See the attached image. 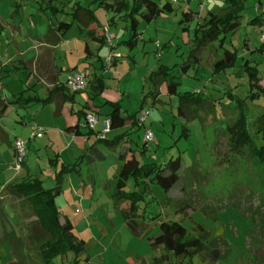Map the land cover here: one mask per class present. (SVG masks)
I'll return each mask as SVG.
<instances>
[{
	"label": "rangeland",
	"instance_id": "rangeland-1",
	"mask_svg": "<svg viewBox=\"0 0 264 264\" xmlns=\"http://www.w3.org/2000/svg\"><path fill=\"white\" fill-rule=\"evenodd\" d=\"M65 1L58 0L55 5L62 7ZM72 1L84 3L86 0ZM154 1L163 5L167 0ZM95 4L96 16L103 24L107 23L109 16H116V22L103 30L104 36L107 38V32L113 36H115L113 33L119 34L126 22L116 13L108 12L105 8H100L98 3ZM188 5L190 2L178 0L177 3H173V13L162 14L149 24L140 19L138 32L141 33V39L137 46L131 52L127 47H122L121 50V54L130 53L133 59L119 57V63L111 68V72L120 74L127 81L124 89L126 96L122 101L124 104L122 107L125 109L122 111L126 116L139 114L144 98L142 94L144 78L161 65L171 69L176 81L180 83V92L202 91L203 98L208 101L207 105L199 111L197 118L190 122L178 115L177 97L171 98L172 100L166 99L165 103L144 107L149 109V115L143 127L134 133L135 141L132 143L133 151L130 153L133 157L127 161L126 167L152 163L162 165L182 156L184 192H176L174 189L172 193L176 192L175 201L165 203L167 197L165 191L159 186H152L153 192L141 204L142 208L149 203L148 212L151 217L161 214L168 219H174L176 209L174 203L187 202L191 207L187 215L204 222L210 229L212 238L227 242L228 247H223L224 259L220 264H264V175L258 174L261 167L247 155H234L230 151L227 134V128L233 125L237 116L234 102L229 101V95L245 99L249 93L248 77L243 68L237 67L230 74L229 83L232 87L230 84L226 85L227 77L223 76L216 80L217 75L214 76L209 69L215 60L213 48L201 54L202 63L198 66L188 68L186 73L181 70L191 52L195 26L203 23L202 3H192L191 22L181 23L184 19L183 12ZM218 5L222 6L223 3L220 0L216 3L210 2L203 6V9L206 11L212 8L211 10L215 11L219 9ZM40 6L44 7L45 4L35 3L34 0H0V62L4 65L11 59L14 60L11 63L13 73H4V87L0 90V93L7 94L9 99L14 97L13 94L17 95L36 82L33 76L30 77L29 71L19 68L20 62L16 59L22 57L29 60L34 56L33 47L47 32L48 25L52 22L50 20L56 23L70 21L65 14H59V17L54 18L50 10L38 9ZM259 7L264 11V0H248L240 29L228 38L227 47L233 46L236 49L240 61L241 56L247 54L249 49L254 51L256 48L264 47L260 27L249 25V21L256 17V9ZM197 10L200 11L196 12ZM13 31H19L21 36H14ZM77 33V26L74 25L66 34L65 43L54 57L56 64L62 66L65 73L70 70L68 62L70 52L74 49L80 50L81 47ZM128 36L129 32L127 38ZM119 38L120 35L116 41L113 37L112 45L114 40L118 43ZM108 52V47L100 50L102 64L104 63L106 68ZM17 53H21L22 56L18 57ZM118 54L119 52L115 54L116 58ZM247 56L249 57L248 54ZM222 57L223 54L220 52L218 60ZM252 59L254 61L251 65L257 68L261 81L264 82V49L256 50ZM243 61L244 59L241 64ZM100 62L97 57L88 61L80 59L77 71L81 75H86L85 70L90 64L98 69L101 66ZM228 71L229 69L224 72ZM110 76L111 74L104 75L106 88L117 92L122 84L109 79ZM62 78H65V74ZM145 90L148 91L149 88L145 86ZM101 101L102 99L96 101V104H100ZM247 104L250 123H253L264 112V104L262 100L255 102L247 100ZM213 106L215 111L211 109ZM42 115L45 117L46 114L41 105L31 106L25 118L27 125H18L17 129L13 130V118L16 116L10 109L4 120V124L12 133L10 138L16 136L27 141L31 127L28 123L34 124V120H39ZM184 126L189 129L186 138L182 137ZM146 129H151L155 138L152 143L147 144L145 153H142ZM251 131L253 132L252 129ZM64 144L58 139L56 146L51 148L48 139L45 138L37 139L29 145L30 158L27 156L26 162L31 168L30 174L38 178L47 190H54L57 187L56 178L60 173L61 163L56 162ZM102 150L106 155L103 162L91 166L82 161L77 170L68 173L61 181V193L56 198L61 218L68 219L74 225L75 236L86 242L85 252L79 257L81 262L86 259L94 264L149 262L154 256L160 255V251L152 249L147 236H135L128 230L121 212L124 205L121 209L116 208L112 198L117 166H124V163H117L113 154L105 148ZM14 161L9 147L0 146V264H41L29 240L28 228L35 220L33 209L6 191L2 192L8 172H3L6 166L1 163L13 164ZM99 165H102V170ZM10 168L12 169V165ZM127 190H134L132 182L129 183ZM204 207L216 210L219 221L204 220L199 213V209ZM180 217L181 215L175 219L179 220ZM184 225L191 227L189 220ZM157 231L158 226L151 224L146 234L153 236ZM75 260V255L69 253L57 258L55 264H74Z\"/></svg>",
	"mask_w": 264,
	"mask_h": 264
},
{
	"label": "trees",
	"instance_id": "trees-1",
	"mask_svg": "<svg viewBox=\"0 0 264 264\" xmlns=\"http://www.w3.org/2000/svg\"><path fill=\"white\" fill-rule=\"evenodd\" d=\"M23 1V0H20ZM58 0H34L35 3H43L38 9L42 11L50 10L55 18L59 14H65L70 18V22L60 21L52 22L45 36V40L58 46L64 36L72 29L75 23L80 26H89L96 22L97 18L89 8L85 9L80 2L66 0L62 7L55 4ZM217 0H199L200 3ZM223 7L218 10L209 11L203 17L202 24H196L194 30V39L192 40L191 52L181 70L186 73L188 68L196 67L201 62V54L208 47L213 46L215 51H221L223 57L215 60L212 64V74L217 75L236 66L238 53L236 50H230L226 47V41L229 36L235 35L241 26V20L247 10V0H223ZM20 5V4H19ZM98 6L105 8L108 12H113L123 19L127 24L129 37L116 45L125 46L129 50L135 49L141 33L138 32L140 19L145 23H151L162 14L173 13L174 7L170 0L165 1L163 5L154 0H114L109 3L106 0L101 1ZM70 7V12L66 9ZM183 23L191 22L192 14L183 12ZM110 24L116 22V16L109 20ZM263 14L250 20L249 25L263 26ZM186 30V29H184ZM102 44L107 43L106 37L100 39ZM264 47L256 49L262 51ZM255 51H251L252 56ZM88 53V48H86ZM243 68L248 77L249 93L245 99L238 96L229 95V99L234 102L236 119L232 126L227 128V134L230 140V151L235 155H247L251 161L260 166V176L264 175V112L261 113L253 123H250L249 107L247 100L252 102L262 100L264 103V86L261 85L257 68L252 66L249 61H245ZM8 73L5 65L0 63V86L3 82L2 74ZM102 82L98 80V87L101 88ZM145 85L149 88L144 95L143 104L148 99L154 102L160 95V88L166 87L169 97L178 99V115L187 121L195 120L199 111L207 105V100L203 98V92H180V83L176 81L171 69L166 66H159L155 72H152L146 79ZM48 99L41 100L33 91L28 88L20 93L15 100V104L31 105L36 103H45ZM11 103L0 98V118L6 113ZM111 112L108 115L110 130L122 128L125 123L133 119L136 115L125 116L118 103H109ZM213 108H211L213 111ZM87 111H84L85 119ZM86 128L88 126L85 125ZM87 134L93 132L90 128ZM253 130V132L251 131ZM189 129L183 127L182 137H188ZM74 135H81L78 126L68 130ZM98 136V133L96 134ZM260 136V137H259ZM109 145L105 139H99ZM146 144L144 145V147ZM127 153L119 156L118 161L124 162ZM103 156L96 147L89 149L86 161L92 164L98 160H103ZM184 159L178 156L165 164L156 163L138 165L136 168L128 169L124 166H118L116 170V185L112 195L114 205L121 209L125 226L135 236H147L150 246L154 250H159L160 255H156L150 261V264H220L224 259L223 247H228L227 242L222 239L211 237V231L204 222L197 221L187 215L189 205L187 202L176 201L174 216L179 220L168 219L163 215L151 217L148 212V204L142 208L141 204L148 195L152 193V186L162 188L167 197L165 203H171L175 199L176 192H184L183 178ZM74 167H62L57 176V187L54 190H47L39 179L20 178L12 181L4 188L9 195L27 203L34 212L35 220L29 225V240L35 248L41 264H55V260L73 253L76 257L74 264H80L79 257L85 252V241L78 239L74 234V226L68 220L62 221L59 209L56 205V198L61 193L60 183L66 174L72 172ZM257 171V170H256ZM133 183L134 190H127L129 183ZM176 189V192L172 191ZM54 191V192H53ZM175 201V200H174ZM200 215L204 220L218 222V212L211 208H200ZM188 217V218H187ZM191 218V219H189ZM189 220L191 227H186L184 223ZM158 226V231L153 236H148L147 231L150 225ZM163 252V253H162ZM84 264H91L89 259Z\"/></svg>",
	"mask_w": 264,
	"mask_h": 264
},
{
	"label": "crops",
	"instance_id": "crops-1",
	"mask_svg": "<svg viewBox=\"0 0 264 264\" xmlns=\"http://www.w3.org/2000/svg\"><path fill=\"white\" fill-rule=\"evenodd\" d=\"M187 3L190 2V5H188L187 9L184 12H193L192 9H190V6L192 3H200L199 0H186ZM222 3L223 1L220 0ZM248 1V0H247ZM80 2V1H76ZM101 0H86L84 3L80 2L81 6L85 9H90L91 11L94 12L96 16V11H95V3H100ZM210 2L216 3L217 1H209V2H203V6L206 4H209ZM221 5V4H220ZM218 5V7H223ZM201 12L202 18L205 17L206 13L209 11H212L211 9H207L206 11L203 9ZM200 11V10H199ZM198 10L196 12H199ZM66 12H70V7L66 9ZM195 12V13H196ZM205 12V13H204ZM260 14H263L264 18V11H261V7L256 9V17L259 16ZM60 16V15H59ZM58 16V17H59ZM112 16L108 17L107 23L103 24L100 22V20L97 18L96 22L90 24L89 26H80L78 23H75L74 25L77 26V39L79 40L80 43V50L79 49H74L72 52H70V57H69V68L68 73H65V69L62 66H59L55 62V55L59 51L60 47L65 43V37L64 36L62 42L58 46H54L53 43L48 42L45 40V36L49 30V25L50 23L54 22V20H50L52 22L49 23L47 32L38 39L37 45L33 47L34 49V56L29 59L25 60L21 56V53H17L18 57L16 60L20 62V67L23 68L26 71H29L30 77H34V80L36 81L33 85L26 87L24 90L28 88H32L34 93L41 99L45 100L48 99L47 102L45 103H36V104H31V105H21V104H15L16 97L22 93L13 94L14 97L12 99H9L7 94L5 93H0V98L6 100L7 102L11 103L6 111V113L0 118V146L6 145L10 149V154L11 157L14 158V141L16 139V136H14L13 139L10 138V135L12 134L11 131L6 127L4 124V120L7 117L8 111L11 109L15 112V118H13V130H16L18 125H27L25 122V118L28 113V109L33 106V105H41L44 113L46 114L45 117L42 115V117L39 120H34V124H29L31 127L29 129V136H28V159L30 158L29 155V145L33 142H35L37 139H45L47 138L50 147L54 148L56 146V141L58 139H61L65 144V146L60 150L59 152V160L56 163H61V168L62 167H68L72 168L74 167L75 170H77L80 163L82 161H85L87 165L94 166L99 162H103L106 158L105 153L103 152L102 148H105L108 150L113 156L116 158L117 163H124V167H126L127 161L132 158L133 156L130 154L133 151L132 148V143L135 141L134 140V133L136 131H139L140 128L143 126H140L139 124H133L134 120L130 119L128 120L125 125L117 130H110L109 133L106 134L105 141H108L109 145L105 144L104 142L100 141L99 137L96 135L97 133L101 132L103 127L105 126V123L108 121L107 117L111 112V107L106 104L107 102L109 103H118L121 107V110H125L122 106L124 105L122 103L123 98L126 96L124 89L127 81L124 79L123 76H121L118 73H112L113 67L117 66L119 63V57L127 58L128 60H132L133 57L130 56V53L128 54H121V50L123 49L122 47L125 46H119L118 43L127 40V33L129 32L127 29V24L125 23V26L123 27V30L119 32V34H115V40L117 41L118 35H120V38L118 40V43H115V40L113 41V45H109L107 43L102 44L100 42V39L103 38V30L106 29V26H110V18ZM123 21V19H122ZM70 22V21H69ZM250 22V21H249ZM73 25V26H74ZM264 26V24H263ZM263 26H259L260 29L263 28ZM115 26H113L114 28ZM111 28V30L113 29ZM109 30V29H108ZM107 30V31H108ZM14 36H21V33L19 31H13ZM130 35V34H129ZM105 37V36H104ZM129 37V36H128ZM229 38V37H228ZM228 38L226 41V47H227V42ZM103 47H108L109 52L108 55L113 56V63L112 66L109 68L105 67V64H102V57L100 56V50ZM86 48H88V53H86ZM213 48V46L208 47ZM230 50H236L233 48V46H228ZM206 49V50H207ZM249 49V48H247ZM258 49V48H256ZM255 49V50H256ZM254 50V51H255ZM132 50H129L131 52ZM117 58L115 57V54L118 53ZM205 50L202 52L205 54ZM215 60H218V55L221 51H215ZM250 49L248 50L247 54L241 56V61L244 59L243 64L245 61H249L250 64L254 60L252 59V56L250 55ZM223 54V53H222ZM125 55V56H123ZM203 55V54H202ZM76 56V57H75ZM85 56V57H84ZM161 54L159 55V57ZM98 58V61H101V66L97 68L93 67L92 64H90L89 67L85 71H87L86 76L88 77V87L87 90L83 93H76L73 94L71 93L65 86V83L67 79L73 75H78V64L80 59H86L87 61L92 59V58ZM78 58V59H77ZM115 58V59H114ZM203 58V56H202ZM15 59V58H14ZM214 60V61H215ZM204 61V60H203ZM213 61V62H214ZM240 58L238 57L237 64L234 68L241 67L243 68V64H241ZM14 60L11 59L10 61L4 63L6 68L8 69V74L13 73L11 66V63H13ZM2 63V62H0ZM202 63V62H200ZM3 65V63H2ZM15 67V66H14ZM229 69L228 72L220 73L217 74L216 80L221 77H227L228 81L226 85H229L230 81V74L233 73V69ZM212 72V66L209 68ZM244 70V68H243ZM245 71V70H244ZM155 72V71H154ZM152 72H150L151 74ZM65 74V78H62V75ZM111 74L109 79H113L114 81L117 82V84H122L119 89H117V92L108 90L106 88V82H105V77L104 75ZM149 74V75H150ZM80 75V74H79ZM146 75L144 78L143 82V89H142V94H146L148 91L145 90V79L149 76ZM4 78V74H2ZM215 76V75H214ZM260 79L261 76L259 75ZM98 80H101L102 82H99L100 85H102L101 88L98 87ZM231 85V84H230ZM261 85L264 86V82L261 81ZM4 85L2 82V85L0 86V90L3 89ZM232 87V85H231ZM111 91V92H110ZM233 95V94H230ZM234 96V95H233ZM174 97V96H173ZM167 95V90L165 86H162L160 88V95L155 102L152 99H148L146 101V104H143L140 108L139 114H136L135 121H137L138 116L140 115L141 111L144 109V107L149 106V105H154L155 103H165L166 99L172 100L171 98ZM102 99L100 104H96V101ZM229 101L233 103L230 99ZM264 104V103H263ZM18 107V108H17ZM147 108V107H146ZM27 109V110H26ZM84 111H87L88 113L94 114L98 121L99 124L97 126L96 131L91 132L90 134H87L89 132V129L85 127V119L83 118L82 115H84ZM123 112V111H122ZM26 113V115H25ZM125 115V114H124ZM126 116V115H125ZM43 119V120H42ZM138 123V122H137ZM78 126L80 132L82 133L81 135H74L70 132H68L69 129ZM36 127H43L45 129V132L43 134V137L41 138H31V133L32 129ZM100 134V133H99ZM145 143L143 144V147L141 148L142 153H145V148L147 145L144 147ZM33 146V145H32ZM94 146L98 150V152L104 157L103 160H98L96 162H93L92 164H88L86 161V156L88 155L89 149ZM41 149V147L39 148ZM40 151V150H39ZM127 153V157L124 162H119L118 158L122 154ZM81 159V160H80ZM2 165L4 164L6 168L4 169L3 172H8L6 175L8 178L3 182L2 186V192H4V188L6 185L11 183L12 181L20 178H32L35 179L30 173H31V168L28 165V162L25 161L23 165V169L21 172L16 173L14 172L10 167L12 163H1ZM118 165V164H116ZM135 165V163H134ZM119 166V165H118ZM117 166V168H118ZM138 164L135 165V167H132L129 165L128 169H133L136 168ZM99 168L102 170V165H99ZM57 170V169H56ZM73 170V171H75ZM71 173V172H70ZM69 173V174H70ZM3 175V173H2ZM68 175V174H66ZM65 175V176H66ZM116 176V174H115ZM5 177V176H4ZM5 179V178H4ZM38 179V178H36ZM116 179V177H115ZM116 185V184H115ZM153 192V191H152ZM3 198V197H2ZM6 197H4V200ZM17 199V198H15ZM19 200V199H18ZM63 221V220H62ZM74 226V225H73ZM153 226V224H152ZM86 243V242H85ZM9 247V246H8ZM84 262L80 261V264H84ZM91 264H94L93 262L90 261ZM143 264H150V261H143Z\"/></svg>",
	"mask_w": 264,
	"mask_h": 264
},
{
	"label": "built area",
	"instance_id": "built-area-1",
	"mask_svg": "<svg viewBox=\"0 0 264 264\" xmlns=\"http://www.w3.org/2000/svg\"><path fill=\"white\" fill-rule=\"evenodd\" d=\"M172 3H177L178 0H170ZM261 40L264 43V26L260 31ZM113 35H109V32H107V42L112 45ZM158 46V45H157ZM159 47V46H158ZM106 63L108 64V68L112 66L113 63V56L109 55L106 58ZM66 88L73 94L76 93H83L87 90L88 87V80L86 75H73L69 77L65 83ZM149 115V109H143L138 116L137 122L140 126H143L146 123L147 116ZM99 124V121L97 117L89 113L87 114L85 118V125L88 126L93 131H96L97 126ZM45 132V129L43 127H36L32 129L31 133V140L34 138H41L43 137V134ZM110 132V126L109 121L105 123V126L103 127L102 131L98 133V137L100 139H105L106 134ZM155 134L151 129L145 130V144L152 143L154 141ZM28 144L29 141H25L20 138H16L14 141V163L12 164V169L16 172H21L23 169V165L26 161L27 154H28Z\"/></svg>",
	"mask_w": 264,
	"mask_h": 264
}]
</instances>
